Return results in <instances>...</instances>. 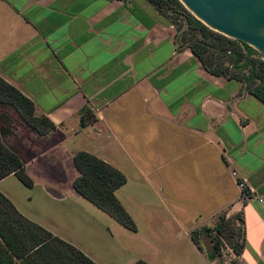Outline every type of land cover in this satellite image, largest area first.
I'll list each match as a JSON object with an SVG mask.
<instances>
[{
	"label": "crops",
	"instance_id": "1",
	"mask_svg": "<svg viewBox=\"0 0 264 264\" xmlns=\"http://www.w3.org/2000/svg\"><path fill=\"white\" fill-rule=\"evenodd\" d=\"M173 35L147 0H0V76L55 124L11 146L23 161L84 150L120 170L116 197L143 210L129 212L133 237L155 258L130 263L264 264V104ZM82 106L95 118L84 127ZM146 189L143 201L130 194ZM221 212L240 213L242 249L209 262L190 231Z\"/></svg>",
	"mask_w": 264,
	"mask_h": 264
},
{
	"label": "trees",
	"instance_id": "2",
	"mask_svg": "<svg viewBox=\"0 0 264 264\" xmlns=\"http://www.w3.org/2000/svg\"><path fill=\"white\" fill-rule=\"evenodd\" d=\"M147 1L175 27L173 38L178 49L188 48L208 73L241 81V93L248 92L264 104V60L254 50L240 40L209 29L178 0ZM179 17L181 22H176ZM0 105L11 107L29 129L38 135H45L55 128L47 116L35 114L30 98L1 76ZM78 114L80 127L90 125L95 120L88 106H82ZM9 134L10 126L0 125V179L14 174L21 183L31 186L32 181L24 170L21 155L3 140ZM72 161L76 170L71 182L73 189L122 226L135 230L134 221L115 195V190L125 182L123 173L84 150L75 152ZM242 190L247 191L243 184ZM200 235L210 241V248L205 250L209 262L221 255L220 246L224 236L228 237L229 248L238 255L243 243L242 217L240 213L227 216L221 212L217 214L213 226L192 229L190 237L199 249ZM15 263L97 264L75 245L22 215L0 191V264ZM233 263L231 260L230 264ZM132 264L149 263L137 259Z\"/></svg>",
	"mask_w": 264,
	"mask_h": 264
},
{
	"label": "rangeland",
	"instance_id": "3",
	"mask_svg": "<svg viewBox=\"0 0 264 264\" xmlns=\"http://www.w3.org/2000/svg\"><path fill=\"white\" fill-rule=\"evenodd\" d=\"M176 22H181V18L176 19ZM172 29L175 31L174 26ZM0 114L4 116L0 115V125H8L11 129V134L4 138L6 144L9 146L19 144L29 127L11 107L0 105ZM84 145L87 147L86 144ZM75 147L76 145H71L72 150ZM25 161L24 170L32 181L31 186L21 183L14 174H8L0 179V191L22 215L75 245L97 264H128L135 255L145 259H155L149 257H154L149 250L146 252L148 256L143 253L139 246L140 240L133 237L134 230L119 224L72 188L71 182L76 171L72 159L66 154L62 153L60 157L49 155L46 158ZM116 194L119 198H123L121 191H116ZM130 194L141 201L152 197V193L147 189ZM127 205L128 214L130 216L132 214L136 219L143 212L141 208L136 207V202L133 200ZM185 211L189 214V210ZM185 211L182 210L183 215ZM235 222L238 223L237 220ZM198 244L200 248H210V241L204 235L198 236ZM228 248V237L224 236L220 246L221 255L215 258V262L220 263L233 258L231 256L233 251L230 252ZM182 252L183 250L180 253ZM199 257L198 254L193 256L185 253L181 254L179 259L186 261ZM143 258L137 259L149 263ZM204 258L207 260L206 256Z\"/></svg>",
	"mask_w": 264,
	"mask_h": 264
},
{
	"label": "water",
	"instance_id": "4",
	"mask_svg": "<svg viewBox=\"0 0 264 264\" xmlns=\"http://www.w3.org/2000/svg\"><path fill=\"white\" fill-rule=\"evenodd\" d=\"M209 29L244 42L264 60V0H178Z\"/></svg>",
	"mask_w": 264,
	"mask_h": 264
}]
</instances>
